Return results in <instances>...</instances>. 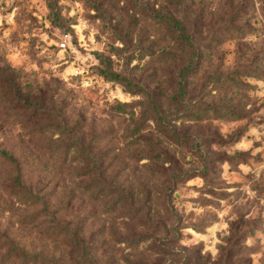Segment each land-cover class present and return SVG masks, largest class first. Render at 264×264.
<instances>
[{
	"label": "rangeland",
	"instance_id": "1",
	"mask_svg": "<svg viewBox=\"0 0 264 264\" xmlns=\"http://www.w3.org/2000/svg\"><path fill=\"white\" fill-rule=\"evenodd\" d=\"M52 1L60 20L47 0H0V66L54 93L64 119L40 132L0 109V150L38 194L9 189L0 157L1 245L73 264L76 230L92 264H264V0Z\"/></svg>",
	"mask_w": 264,
	"mask_h": 264
},
{
	"label": "trees",
	"instance_id": "2",
	"mask_svg": "<svg viewBox=\"0 0 264 264\" xmlns=\"http://www.w3.org/2000/svg\"><path fill=\"white\" fill-rule=\"evenodd\" d=\"M47 1L55 20H60L61 15L57 10L56 5L53 4L52 0ZM160 18L168 24H173L175 28L181 26L178 25L177 22L172 21V19H167V16H160ZM181 42L192 45V47L194 44L188 38L183 39ZM195 52L197 51L194 50V53ZM96 58L100 63L99 72L105 79L121 83L131 92H134L135 90L137 92H145V96H147V98L155 105L154 98L149 90L137 89V87L135 89L127 77L114 70L113 61L110 57L107 58L104 54L97 52ZM197 60H199L198 56L193 55L188 62V65L181 71L180 79L177 82V93L175 94V97L180 102L184 100L186 94V87L184 85L185 79L182 76V73L188 71L189 68H195L198 64ZM0 61H3L1 55ZM171 98L172 97H170V100ZM0 109L9 117H17L18 115L23 116L26 125H31L34 130H40V132L49 129L57 130L62 127L64 128V119H61L63 113L61 105L58 104V98L56 95L50 90L45 91L39 85H34L32 83L24 85L20 79L18 71L6 63H3V65L0 66ZM154 110L158 115L157 118L161 121L163 110L158 104L155 105ZM166 130L169 132L170 136L176 137L173 130L170 128H166ZM62 132H64V130H61V133ZM238 156L240 155H233L229 157V160L237 163ZM0 157L11 167L10 170L14 173L9 184V189L13 190L16 195H20L23 198H31L32 200H35L38 194L33 191L30 192L26 188L24 184V169L20 159L6 149L0 150ZM185 174L186 171L183 172L180 170L177 177ZM43 202L44 201H42V203ZM128 214L131 216H137V211L131 208ZM64 234L68 235L67 240L72 248H74V251L72 252L73 264H92L94 249L96 251L99 247L78 238L79 233L76 230H69ZM1 238L2 236L0 235V242ZM142 238L143 237H141V239ZM6 239L7 242H5V246H2L0 243V251L5 252L4 254H0V264L4 263L1 262L3 259L2 257L4 256L11 258L9 264H50L49 260L51 259L47 257L44 250L30 251L19 243L17 244L13 238L11 239L6 236ZM51 264L59 263L58 260L53 257Z\"/></svg>",
	"mask_w": 264,
	"mask_h": 264
},
{
	"label": "built area",
	"instance_id": "3",
	"mask_svg": "<svg viewBox=\"0 0 264 264\" xmlns=\"http://www.w3.org/2000/svg\"><path fill=\"white\" fill-rule=\"evenodd\" d=\"M62 46L65 47L66 46V43H63Z\"/></svg>",
	"mask_w": 264,
	"mask_h": 264
}]
</instances>
